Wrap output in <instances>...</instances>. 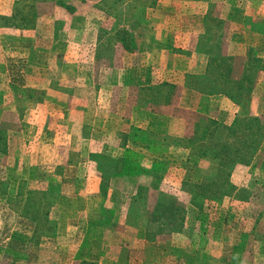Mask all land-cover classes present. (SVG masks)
<instances>
[{"label": "rangeland", "instance_id": "rangeland-1", "mask_svg": "<svg viewBox=\"0 0 264 264\" xmlns=\"http://www.w3.org/2000/svg\"><path fill=\"white\" fill-rule=\"evenodd\" d=\"M2 1L0 0V6ZM38 1L35 0L33 4L34 1L27 0L29 4L35 5L33 26L20 19L19 22L11 21L6 27L5 24L10 23L6 18L12 15H0L3 18L0 19V135L6 141L0 140V193L6 187V193L0 194V264H81L74 261L77 258V220H69L67 212L61 211L59 214L58 209H51V218H57V231L53 238H44L38 243L34 236V230L39 224L38 216L27 214L28 208L23 210L22 203H16L18 186L27 182L24 184L25 192L35 193L33 198L36 200L37 190L44 188L56 192L59 202L62 201L58 194L61 192L58 173H62L61 163L64 160L77 159L70 154L73 148L78 150L85 143L81 152L92 149L112 154L116 151L119 141L113 139L112 135L118 128L117 113L127 119L132 116L127 110L110 109L106 106L108 99L117 102L118 97L123 101L128 99L130 102L134 100L141 103L140 120L143 122L148 121L145 118H151V129L141 131L154 134L159 138L157 143L164 146L159 152L162 156L152 158L147 154V159L155 160L159 166H164L165 171L159 167L154 176L140 175V178L136 177L138 179L118 180L113 186L115 193L112 195L116 198H119L120 192L127 198L129 196V199L134 194L136 202L132 205L128 199L130 205L127 207L132 210L135 221L132 222L140 223L141 231H138V235L143 240L147 236L145 241L147 239V243H154L150 247L145 242L140 245L142 249L138 255L141 260H145L147 264H264V138L261 140L262 136H254L252 139L251 127L247 125L246 128V123L253 117L250 116L253 99H264V71L253 92L236 97L237 104L234 105L237 111L225 116V123L213 121L215 117H219L218 114L214 111L209 114L208 110L200 108L204 103L199 97L182 92L183 88L197 89L195 87L200 86L226 88L227 82L223 78L220 80L219 74H223L230 83L252 79L251 73L256 70L257 64L252 65L249 50L244 51L243 46L262 42L252 38L250 30L261 29V21L264 27V0H214L215 3H209L212 26L218 24L219 27L212 35L218 44L214 49L217 48L219 57L224 60L210 68L207 78L191 75H186L185 78L180 75L170 77L162 71L163 63L158 62L153 69L155 76L151 81L155 83L151 84V88L163 83L174 88L160 86L157 87L159 90L147 89L143 92H138V82L134 81V71L130 66L132 61L124 54L152 50L155 36L153 33L150 35V22L162 24L168 19L170 26L180 32L190 22L202 25L204 8L194 7L188 0H162L160 12L150 11L156 7L157 0ZM153 2L154 6L148 7ZM224 6L227 8L224 9ZM19 7V16L24 18L23 14L26 15L29 11L26 9L28 6ZM223 16H226V20L222 19ZM222 21L240 25L236 30L237 35L231 39L224 37L225 32L220 29ZM167 32L162 30L157 33L156 39L162 41L159 43V51H170L173 48L172 51L176 52L178 49L175 54L183 61L171 60L170 63H182L183 67L186 66L193 56L189 51H182L169 43L174 28ZM53 38L56 43H53ZM201 42L205 48V41ZM230 43L236 46L235 50L230 47V52L236 51V54L227 60ZM153 45L155 47L154 43ZM7 55L10 59L11 55L21 58L10 62ZM133 62L138 63L135 60ZM194 62L192 64L196 67L193 68H198L200 62ZM219 64L222 67L217 69ZM226 64L231 66L230 71ZM248 65L254 66L253 70L248 71ZM43 67L45 76L41 75L40 82H33L36 79L35 72ZM8 68L9 71L6 72ZM123 69L126 70L125 83L134 87L131 92L123 90L120 94L118 91L112 92V89L111 93H107V99L104 92H97V87H101L103 83H122L119 76ZM21 70L25 76H20ZM27 71L29 76L26 75ZM27 86L54 87L55 92H30L28 90L34 89ZM27 95L42 100L49 96L50 101L48 100L47 106H35L24 101ZM156 95L167 97L159 101L151 100ZM71 96L74 97L73 106H85L79 109L80 113L77 110L75 114L83 119L86 115L88 123H94L91 127L94 129V139L91 142L70 141L67 129L62 126L60 129L55 128L56 124L63 125L74 112L69 108L68 102L66 109L63 108L64 102ZM52 100L59 101V105L51 103ZM147 105L151 106L149 112ZM166 113H171L174 117L171 128L168 125L166 127ZM210 121L217 123L209 124ZM260 121L264 126V117ZM205 125H209L210 132L214 133L208 141L214 146L200 145V127ZM50 127L54 128L49 129ZM102 130L106 131L104 139L107 140L100 139L101 135L97 134V131ZM164 137L168 140L160 142ZM243 138L247 139L246 143L253 142L252 147L245 148V152L254 155L250 160L246 159V164L241 163L245 160L243 155L240 162L233 159ZM202 146H206L207 150L204 156L200 152L204 149ZM222 146L226 148L224 152H230L231 157L225 158L227 162L221 166V161L218 157L214 158V155L223 149ZM5 149L8 153L6 155L3 153ZM221 167L230 174L228 184L229 189L233 188L231 195L248 197L249 203L243 204L233 197L219 205L206 200L202 202L200 211L192 205L199 200L191 195L192 185L183 187V181L189 179L190 183L206 182ZM255 196L262 198L250 203ZM114 197L111 198L113 202L116 200ZM115 203L116 206L118 202ZM41 208L44 209L45 205ZM29 210L35 211V205ZM24 216H28L30 221ZM161 218L168 223L166 232L162 231L164 233L157 228L155 222ZM84 224L85 222L82 226ZM60 230L64 238H57ZM79 231L82 232L81 229ZM158 251V258L154 259L153 256Z\"/></svg>", "mask_w": 264, "mask_h": 264}, {"label": "crops", "instance_id": "crops-1", "mask_svg": "<svg viewBox=\"0 0 264 264\" xmlns=\"http://www.w3.org/2000/svg\"><path fill=\"white\" fill-rule=\"evenodd\" d=\"M10 2V5L8 2ZM19 0H3L2 6H0V15L10 16L13 15L16 3ZM190 3L194 5V7L198 6V8H204L202 10L203 18L201 20L202 25L200 23H194L186 24V29L178 32L175 27H171L169 24L168 19L166 21H163L162 24L157 23H149L148 29L153 35L155 36L153 42H152V50L145 52V51H132L130 53H125L124 55H128V59L132 61L131 63V70L134 71L133 79L134 81L138 82L137 90L140 91H146L149 89L155 82L151 81V79L154 78L155 72L153 69H155L154 66H157L158 62H162V71H165V73H168L170 77L172 75H180L185 78L186 75L191 76H206L208 74L209 67V60H210V47H214L217 42L214 41L211 34H209V40L206 41V47L203 48L202 44L200 43L202 40L205 41L204 35L206 34V26L210 25L208 20L210 19V13H211V7L208 8L209 3H215L214 0H188ZM228 1V0H226ZM225 1V2H226ZM162 0H157L155 2L156 7L154 9H151L155 11L160 12V3ZM234 3V2H233ZM227 8L224 6V9ZM206 17H209V19L206 20ZM261 18V17H259ZM204 19V24H203ZM223 20H226V16L222 17ZM230 21V20H227ZM206 23V24H205ZM261 24V29H252L250 30V34L252 38H257L258 40H262V42L257 44H246L244 47V51L246 52L249 50V55L251 57H259L264 60V27ZM218 25L214 26L213 33L215 30H217L219 27ZM222 32L225 34L224 37L227 36V38L231 39L233 36L237 35V27L240 28V25L237 26L235 23L222 21L220 26ZM174 28V32L171 34L172 37H170L169 42L172 47H179L181 50L189 51L188 53L193 56V59L189 61V64L183 67V64H171V60L176 61H183L179 55L175 54L178 52V49H176V52H173L171 48L170 51L162 50L159 51L160 44L162 43L161 40H157L156 36L157 33L163 30L166 31ZM242 28V27H241ZM149 39H152V37ZM53 43H56V39H52ZM229 42V41H228ZM155 44V47L153 45ZM160 43V44H159ZM166 43V41H165ZM57 45V44H56ZM229 47V53L226 54L227 58L235 57V52H230L232 47L234 50L236 49V46L230 43ZM214 49V48H213ZM56 53V52H54ZM48 54L50 52L48 51ZM10 59L9 55H7ZM242 57V56H241ZM250 57V58H251ZM21 57L15 58L13 55H11L10 62H13L14 60H20ZM5 59V58H4ZM137 61L138 63H134L133 61ZM194 60H196L194 62ZM15 61V62H16ZM199 63L198 68L196 65L192 64L193 62L197 64ZM21 62V61H20ZM46 66V65H45ZM44 66V67H45ZM38 68V70L35 72L36 79L33 82H40L41 81V75L45 76V69ZM39 69L42 71L40 72ZM9 71V68L6 72ZM264 71V70H263ZM261 71L258 75V78L260 74L263 73ZM25 72V71H24ZM125 72L126 70L123 69L121 75L119 76V80L122 81V83H117L114 85L113 83L105 84L103 83L101 87H97V92L101 94L104 92L107 99V93H111L112 89L114 91H118L120 94H122L123 90L127 93L131 92L130 90L134 88L133 86L127 85L125 83ZM20 76L23 75V70L20 71ZM28 75V71L26 73ZM182 78V80H184ZM259 82H257V85ZM255 86V88L257 87ZM25 88L26 86H22ZM32 88L34 90H28L30 92L38 91V93L47 91V92H55L54 87H40V86H27V88ZM254 88V89H255ZM143 89V90H141ZM58 91V90H57ZM182 92L185 94H192L194 96H197L200 98V101L204 103V105L200 106V108H204L208 110L209 114L211 111H214V113H217L219 117H215L214 119L218 122H227L224 121L225 116H230L232 113L236 112L235 105L230 99L222 94H214V95H207L200 93L197 89H186L183 88ZM100 97V95H99ZM111 97V96H110ZM250 97H253L250 95ZM49 96H45L44 100L42 99H35L32 95H27L24 99L25 102H30L35 104V106H47V102ZM73 96L69 97L67 101L64 102L63 108L66 106V102L69 104V108L71 110H74V114L72 113L68 120H65L62 124H54L55 128L58 127H64L67 129L66 134L68 135V138H70V141H81V142H91L93 141L94 137V129L91 127L94 126V123H88L86 115L83 118H79L76 112L79 109H83L84 107H79L77 104L73 106ZM50 101V100H49ZM131 101V100H130ZM128 99L121 100L120 97H118L117 102L112 101L111 99H108V105H106L108 108H117L121 110H127L132 115L130 119L125 118L124 116L119 115L117 113V123L118 128L116 129V132L112 135V138L115 139L117 144V149L112 154L107 151H94L92 149H89L87 152H81L83 145H81L82 148H73L70 152L71 155L75 156L76 160H69L68 158L64 160L63 163H61L62 166V173H58L59 175V181H58V187L59 191L61 189V192L58 194L61 197V200H59L55 203L52 209H58L59 214L62 212L69 213V220L75 219L77 220L76 223V230L78 232V237L76 238V259L74 261L79 262H88L93 264H147L146 261L141 260V257H139L138 254L141 253L142 247L140 245L147 244V246L150 247V245L154 244L153 242L147 243L149 241H145L138 235V233L141 231L140 223H133L134 217L129 218V209L127 208L130 205V202L133 203L135 196L132 194V198L129 199L123 195L120 192L119 198L114 197L112 194L115 193V188L113 186L118 180H132V179H138L141 176H105L106 172L103 171L105 165H98L97 162H104L110 161L113 159H116L117 161L120 160V157L123 156V154L126 152V150L132 151L134 153H137L139 156H142V162L145 166L148 167V163H152L154 160L151 158L147 159V154L153 157H156L157 155L150 152V150L140 144L136 141L130 139L127 137V135L130 133L132 129H151V118H145L148 121H141L140 115L141 112H139V108H141V103L139 101H132L130 102ZM100 102V101H99ZM149 102V101H148ZM51 103H54L56 105H59V101L55 102V100H52ZM151 103V102H150ZM179 105V103H177ZM264 99L263 100H256L253 99L251 106H250V116L253 117H264ZM201 105V104H200ZM88 107V105L86 106ZM148 109V112L151 110V106H146ZM54 108V107H52ZM208 108V109H207ZM66 109V108H65ZM76 111V112H75ZM80 113V110H79ZM125 113V111H123ZM164 119L166 127L167 125L171 128L174 122V117L172 114H164ZM229 119V118H228ZM147 124V125H145ZM100 125V124H99ZM98 125V126H99ZM51 126V125H50ZM101 126V125H100ZM102 127V126H101ZM103 127H105L103 125ZM54 127H50L49 129H52ZM48 129V128H47ZM57 132V129H55ZM105 130L97 131V134H100V139L105 138ZM53 135V133H52ZM107 140V139H104ZM9 139L7 138V142ZM9 144V142H8ZM85 149V148H84ZM103 150V149H102ZM147 152V153H146ZM8 154L7 152L5 155ZM167 155V154H165ZM103 160V161H102ZM150 160V161H149ZM99 162V163H100ZM50 163V162H48ZM57 166V165H56ZM107 167V165L105 166ZM138 177V178H136ZM44 189V188H41ZM59 197V198H60ZM115 198L116 200L113 202L111 198ZM130 200V202L128 201ZM115 202H118V204L115 206ZM56 206L60 207L57 208ZM51 217V216H50ZM54 219V218H52ZM57 222V218H55ZM133 221V222H132ZM81 222V223H80ZM83 222H85L84 226ZM59 226V225H58ZM79 229L82 230V232L79 231ZM139 231V232H138ZM71 235H69L70 237ZM57 237V236H56ZM68 237V236H67ZM57 238H64L63 234L58 232ZM145 242V243H144ZM141 243V244H140ZM145 248V246H144ZM159 251L156 252V255L153 256L158 258ZM153 259V261H154Z\"/></svg>", "mask_w": 264, "mask_h": 264}, {"label": "trees", "instance_id": "trees-1", "mask_svg": "<svg viewBox=\"0 0 264 264\" xmlns=\"http://www.w3.org/2000/svg\"><path fill=\"white\" fill-rule=\"evenodd\" d=\"M30 2L34 1L33 4H35V0H29ZM38 1V0H37ZM39 2V1H38ZM27 2V0H19L15 5V10L13 15L10 18H6L7 22H10L9 24H5L6 27L8 25H10L12 22L15 21H21V20H26L28 23L30 22L32 25L29 26H33L34 25V18H35V8L33 6V4H29ZM20 5H27L29 11L28 13H26V15L23 14V17L19 14L21 13L20 10ZM154 6V2L152 4H150V6L148 5V7H152ZM28 16H30L28 18ZM0 19H3L2 17H0ZM21 19V20H20ZM208 19V17H206V20ZM12 21V22H11ZM210 23V25H208V27L206 26V34L203 36L205 39V44L206 41L209 40V34L213 35V26H212V22L213 20L208 21ZM206 24V23H205ZM4 25V26H5ZM218 25V24H217ZM12 26H18L17 24H12ZM19 29H21V27H18ZM202 44V42H200ZM218 45V44H217ZM207 46V45H206ZM214 47H210V60H209V67L213 68L214 64H217L219 61L224 60L223 58H221V56L219 57V54L217 53V48L213 49ZM219 51V50H218ZM211 52H213L211 54ZM227 60H229V58H226ZM252 65L254 63H256L257 65H255L256 70L252 71L251 76L252 79H245L244 81H233V83H230L229 80H225V76L223 74H219L220 76V80L221 78H223L224 82H227V87L226 88H214L212 86H210V88H204V87H195L197 88V90L200 93L203 94H207V95H214V94H222L226 97H228L233 103L237 104V99L236 97H238L239 95L243 94V93H249V92H253L256 84H257V80H258V75L261 71L264 70V60L262 58L259 57H251ZM225 65V64H224ZM220 66L222 67V65L219 64V66H217L216 68H220ZM227 69L230 71L231 66H229L228 64H226ZM254 66H247V70L251 71L253 70ZM208 69V73L211 69ZM230 74V72H229ZM228 73L226 75H229ZM208 75V74H207ZM207 75L205 76V78H207ZM250 76V77H251ZM249 77V78H250ZM204 78V79H205ZM212 80V79H211ZM210 80V81H211ZM218 81V80H217ZM209 82V81H208ZM216 85V84H214ZM213 85V86H214ZM160 86H165V87H169V88H174L172 85H168L167 83H163L158 85L157 87L160 88ZM235 87L234 89L231 87ZM157 87H150L149 89H154L159 90ZM167 94V93H166ZM167 95L165 96H161L158 97V95L151 97V100L154 101H159L160 99L166 98ZM150 100V101H151ZM216 121V120H213ZM210 121L209 124H214L215 122ZM260 118L259 117H251L249 119V122L246 123V128L247 125H249L253 131V133H251V138L253 139L254 136H262L261 140L264 138V126H262V124L260 123ZM217 123V122H216ZM215 123V124H216ZM210 128L209 125H205V126H201L200 127V145H211L214 146V144H211L210 142V138L211 136H213V132H210ZM127 137H129L130 139L136 141L137 143H140L144 146H146L150 152H152L153 154H156L157 156H162V154H159V152H161L162 150H160L161 148H164V146L160 145L159 143H157V141H159V138H156L154 136V134H151L149 132L146 131H141L139 129H132L130 131V133L127 135ZM256 139V138H255ZM254 139V141H255ZM0 140H3L5 143V139H3L0 135ZM168 140V138H162L160 142L165 143ZM245 138H243V142H240V149L236 150L235 152L237 153V155L233 156V159L236 160L237 162H240V157L245 158V160H242L241 163L242 164H246V159L250 160V158L252 157L253 154L249 155L248 152H245L246 149H248V147H252L251 145L252 143H246ZM226 146V145H225ZM225 146H222L223 149H220L219 152H215L216 155H214V158L221 161V166L227 162L226 159L230 158L231 155L230 152L226 153L225 151ZM204 149H202L201 152V156H204L203 154L207 153L206 150V146H202ZM220 147V146H219ZM246 148V149H245ZM209 149V148H208ZM258 150V148L256 149V151ZM7 149H5L3 151V153H6ZM255 151V152H256ZM244 152V154H243ZM253 152V153H255ZM257 153V152H256ZM254 156V155H253ZM262 156H264V154H262ZM142 156H139L137 153H134L132 151L126 150V152L123 154V156L120 157V160L117 161L116 159L110 160V161H106L107 163L104 162H97L98 165H107V167L104 166L103 171L106 172L105 176L108 175L111 176H140V175H145V176H154L156 175V170L157 168L162 169V171H165L164 166H159V163H156L155 160L152 163H148V167L145 166L142 162ZM226 158V159H225ZM103 161V160H102ZM244 162V163H243ZM158 169V170H159ZM228 176H230V174H228V172H225L223 170V168L221 167L220 170L217 171L216 174H214L213 176L209 177L207 179L206 182H194V183H190L189 179H186L183 181V187H185V185H189L191 184L193 187V191L191 192V195H193L195 197V199H199L198 202H194V204L192 203V205L197 208L200 209L201 211V205L202 202L209 200V202L213 203V205H219V203L224 202V200L227 199H232V197L236 200H240L243 204L249 203V198L248 197H241V196H236V195H231L232 194V190L233 188L229 189V184H228ZM264 182V180H262ZM27 182H23L18 186V194H17V201L16 203L18 204V202L21 204L22 203V208L27 209L26 211L27 214L30 215V213L34 214L33 216L37 217V221L39 222L38 226L35 228L34 230V236L38 239V243L46 238H53L55 236V233L57 231V222L56 220L52 219L50 217V210L53 208V206L55 205V203L58 200V196L56 194V192H50L47 191L46 189H42V190H37V200L36 198H33L34 194H32V192H25V186L24 184ZM263 187V191H264V183L262 185ZM6 188V187H5ZM5 188L2 191V195H4L5 192ZM30 189V188H27ZM238 190L236 189L235 192H237ZM247 193L248 191L245 190ZM243 192V191H242ZM248 195V194H247ZM262 197H260L259 199H261ZM39 199V200H38ZM258 196H255L252 200L253 202L250 203H254V202H258L257 200ZM137 199H134L132 205L136 202ZM193 201V200H192ZM262 203V202H261ZM35 205V211L29 210V208ZM42 205H45V208H41ZM132 210H129V218L130 217H134L131 214ZM158 213V212H157ZM24 218H27L26 220L30 221V218H28V216H24ZM157 224V228L159 230L165 231V228L168 226V223L166 222V220H156L155 221ZM147 228H149V225L147 224ZM162 232V233H164ZM81 264H93V263H88V262H81Z\"/></svg>", "mask_w": 264, "mask_h": 264}]
</instances>
